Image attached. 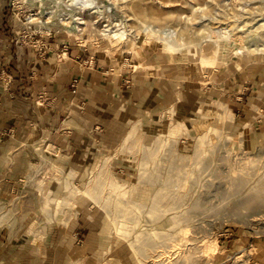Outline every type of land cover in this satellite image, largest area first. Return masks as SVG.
Here are the masks:
<instances>
[{
    "label": "rangeland",
    "instance_id": "1",
    "mask_svg": "<svg viewBox=\"0 0 264 264\" xmlns=\"http://www.w3.org/2000/svg\"><path fill=\"white\" fill-rule=\"evenodd\" d=\"M0 37L17 58L78 47L174 92L85 157L36 142L2 214L11 241L75 264H262L264 0H0Z\"/></svg>",
    "mask_w": 264,
    "mask_h": 264
},
{
    "label": "crops",
    "instance_id": "2",
    "mask_svg": "<svg viewBox=\"0 0 264 264\" xmlns=\"http://www.w3.org/2000/svg\"><path fill=\"white\" fill-rule=\"evenodd\" d=\"M63 45L60 39L51 46ZM13 47L12 41L0 37V264H75L66 261V248L11 241L21 235L2 214L21 192L19 163L39 156L35 144L47 135L60 150L73 157L84 151L85 157L104 142L115 120L148 112L151 103L161 106L174 92L159 73L150 78L143 70L109 72L105 69L117 63L98 56L95 66H87L88 55L78 47L64 51L63 58L50 54L52 47L45 56L17 58ZM6 65L12 68L10 76L1 72ZM74 78L80 79L77 94L71 87ZM99 129L106 131L99 134ZM23 146L24 155L15 152Z\"/></svg>",
    "mask_w": 264,
    "mask_h": 264
},
{
    "label": "built area",
    "instance_id": "3",
    "mask_svg": "<svg viewBox=\"0 0 264 264\" xmlns=\"http://www.w3.org/2000/svg\"><path fill=\"white\" fill-rule=\"evenodd\" d=\"M90 64H93V58L90 60ZM79 85H80V79L79 78H74L71 82V87H72V92L74 94H77L79 91Z\"/></svg>",
    "mask_w": 264,
    "mask_h": 264
},
{
    "label": "bare ground",
    "instance_id": "4",
    "mask_svg": "<svg viewBox=\"0 0 264 264\" xmlns=\"http://www.w3.org/2000/svg\"><path fill=\"white\" fill-rule=\"evenodd\" d=\"M76 1H80V0H76ZM145 13V12H144ZM141 15H145V14H141ZM171 47V46H170ZM39 151L42 153V151H41V148L39 149ZM33 172H36L37 171V168H35V169H33L32 170ZM207 264V263H206Z\"/></svg>",
    "mask_w": 264,
    "mask_h": 264
}]
</instances>
